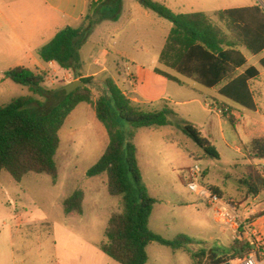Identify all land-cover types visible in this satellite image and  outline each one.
<instances>
[{"label": "rangeland", "instance_id": "374dc122", "mask_svg": "<svg viewBox=\"0 0 264 264\" xmlns=\"http://www.w3.org/2000/svg\"><path fill=\"white\" fill-rule=\"evenodd\" d=\"M165 4L175 13L203 12L226 33L224 25L215 15L217 12L258 4L264 7L262 0H166ZM94 12L95 10L89 14L91 18H94ZM149 12L156 15L150 10ZM102 14L110 18L117 17V20L121 18L118 27L131 38L137 36V26L142 20L136 10L134 24L127 21L122 5L113 4L105 8ZM143 37L148 44V36L143 34ZM236 41L249 65L255 64L261 58V55L251 56L247 49ZM36 59L15 57L9 53L0 57V106L30 96L47 107L58 102L59 95L53 96L50 93L45 97L42 94L63 89L61 85L65 80L53 69L45 72L35 71L43 75L45 80L37 95L31 92L29 87L7 78L6 73L18 66L24 65L36 70ZM143 59L151 72H146V78L138 86L137 96L142 101L138 106L148 112L171 109L174 115L169 116V120L173 124L166 127H135L125 118H121L113 103L110 105L112 118L125 137V150L128 143L136 146L142 185L156 201L150 219V229L167 240H179L184 237L190 241L184 242L183 239V246L178 250L158 243L152 244L147 250V264H210L211 261L231 253L234 231L229 226L217 223L214 209L205 199L196 196L187 188L188 170L199 165L206 171L205 182L210 184L211 188L218 187L224 200H231L237 205L242 220L250 215L252 221L264 218V192L253 196L241 183L246 179L247 167L250 165L237 148L244 154L246 149L240 143L231 123L221 120L219 115L208 110L211 101L201 99L202 104L191 106L176 104L179 98L174 91L181 88L153 71L158 67V45H149V52ZM167 71L177 79L190 81L172 70ZM162 83L170 86V93L163 90L165 86ZM119 84L125 91L123 84ZM159 84L161 86H158ZM154 85L159 89L153 97L166 93V98L154 102L144 101L140 94H148L149 87ZM89 87L95 100L107 92L102 81L91 83ZM126 87L131 89L129 83ZM37 102L30 107L31 111L40 109ZM226 103L238 113L247 114L241 107L229 101ZM87 105L89 104L79 108L75 120L60 132V147L55 157L58 167L56 180L47 174L30 173L18 183L8 172H2L0 264H119L102 252L100 244L105 239L112 215L123 210L122 197H113L108 193L107 174L94 178L87 176L88 170L97 164L109 144L106 128L98 120L95 109ZM188 108L191 112H188ZM188 113L190 119L185 115ZM185 124L194 126L208 140L207 132L212 128V146L218 151L220 158L207 156L204 150L184 133L182 126ZM257 167L264 176V165ZM76 191H82L85 196L83 215L72 213L67 216L64 201ZM249 236L251 241H254V238ZM203 254L206 255L202 259Z\"/></svg>", "mask_w": 264, "mask_h": 264}, {"label": "trees", "instance_id": "16d2710c", "mask_svg": "<svg viewBox=\"0 0 264 264\" xmlns=\"http://www.w3.org/2000/svg\"><path fill=\"white\" fill-rule=\"evenodd\" d=\"M137 1L173 25L159 57L157 74L179 84V79L167 71L172 70L204 88L218 89L221 96L247 112L257 111L251 82L260 76L261 69L264 70V58L260 61V67H248L247 58L236 40L252 56L264 53L262 5L217 12L215 15L224 25L226 33L203 12L177 14L156 0ZM119 5L121 0L117 1ZM93 10L98 12V5H91L79 28L68 26L59 31L49 44L40 49V58L45 63L55 62L62 69L72 72L76 78L80 77V50L93 29L94 18L89 15ZM111 19L117 20V17ZM6 76L19 85L29 87L35 95L40 93V86L45 82L43 75L20 66L10 69ZM80 81L84 87L69 96H65L64 89L47 94L43 92L45 97L50 93L59 95L58 102L51 107L35 101L32 96L0 106V176L6 171L18 183L30 173L47 174L56 180L58 167L55 157L60 147V131L78 105L89 104L106 128L109 144L97 164L88 170L87 176L94 178L107 174L108 193L113 197H122L123 203L122 212L110 218L105 239L100 244L102 252L119 264H147V250L154 243L174 250L182 248L183 239L184 242H190L188 238L167 240L150 229L156 201L142 185L136 146L128 143L125 150L126 140L112 118L110 105L113 103L121 118L135 127L172 125L169 116L174 115V112L169 108L156 112L142 110L111 78L104 81L106 94L95 100L89 87L94 83V78H82ZM35 102L40 109L31 111L30 107ZM230 120L233 121V116ZM182 129L207 156L220 158L210 141L194 126L185 124ZM260 157L264 159V154ZM246 175L241 183L248 188V192L253 196L263 193L264 176L259 168L256 165L248 166ZM212 189L221 196L216 188ZM84 198L82 191L73 193L64 201L65 213L82 215ZM252 251L250 242L235 241L231 246L230 257L211 261L210 264H226L244 258Z\"/></svg>", "mask_w": 264, "mask_h": 264}, {"label": "crops", "instance_id": "0c3cea01", "mask_svg": "<svg viewBox=\"0 0 264 264\" xmlns=\"http://www.w3.org/2000/svg\"><path fill=\"white\" fill-rule=\"evenodd\" d=\"M117 1L118 0H0V57L8 55L9 53L15 57L37 58L35 60V65L37 66L36 70H32L24 65L20 67L39 72L53 69L61 74L65 80L61 88L82 78L90 77L94 78V82L102 81L103 83L107 78H111L129 99L135 104L140 105L142 101L137 96V89L141 81L146 78V72H151L150 69H147V64L143 56L149 52V45H158L160 57L173 25L169 21V23H167V20L161 18L155 12L156 15L150 13V9L142 6L137 0H121L124 14L129 23L134 24L135 22V10L142 20L141 23L139 19L137 20V23H140V25L137 26V36L131 38L128 33H125L118 27L121 18L117 21H113L109 16L102 14L105 8L117 4ZM156 1H161V3L163 2L164 4L166 3V0ZM92 4L98 5V12H96V15L95 12L93 13L94 25L91 35L80 50L81 68L78 71L80 77L76 78L72 72L62 69L55 62L45 63L40 58L39 51L49 44L62 29L68 26L73 28L82 26L83 17L89 13ZM143 34L148 36V44L145 42ZM262 58H264V53L261 54V58L253 65H249L247 59L248 67H260ZM0 62H2V60H0ZM158 68L159 64L153 71L156 73V69ZM163 78L168 80L165 77ZM168 81L177 84L179 88H181L174 91L175 95L179 98L176 104H180L181 106L202 104V99L203 101H211V104L216 103L222 107H229L232 114L219 117L221 120L223 119L231 123L240 143L246 149V154L242 153L240 148H237V151L247 160L248 165H264V159L260 157L264 154L263 69H261L260 76L251 82V91L257 105V111L255 113H250L246 110L247 114L238 113L226 103L229 100L221 96L218 89L207 90V88L200 86L193 80L186 81L184 79H179V84L170 80ZM119 83L123 84L126 88L125 91ZM127 83L130 84L131 89L126 87ZM158 86H161V84ZM158 86L155 87L154 85L149 87V92L146 95L143 93L140 94L144 101L154 102L162 98L164 99L166 98V93H170L172 90L169 85L164 84L165 87L163 90L166 93L160 97H153V94L159 89ZM84 104L86 103L77 106L67 118L62 129L75 120L78 109L83 107ZM87 106L90 107V105ZM187 110L191 112L190 108ZM185 115L190 119V113ZM231 116H233V121L230 120ZM200 133L202 135V132ZM207 133L209 141L212 144L213 129L209 128ZM206 178L207 173L204 171V184L209 186L210 184L205 182ZM214 188H216L223 197L222 191L216 186H214ZM254 229L256 234H260L264 238V218L254 221ZM235 241L241 240L235 239L234 232L231 246ZM242 241H248L251 245H254V242L251 241V237L247 236L245 240ZM230 255L231 253L226 257H230ZM226 264H238V262L235 260L229 261Z\"/></svg>", "mask_w": 264, "mask_h": 264}, {"label": "built area", "instance_id": "2783aa9c", "mask_svg": "<svg viewBox=\"0 0 264 264\" xmlns=\"http://www.w3.org/2000/svg\"><path fill=\"white\" fill-rule=\"evenodd\" d=\"M210 110L217 115L224 117L232 114L227 106H220L216 103L210 105ZM187 188L196 196L207 201V204L214 209L217 218L216 222L229 226L235 232L236 240H245L251 235L254 238V249L252 253L242 259H238V264H264V238L255 233L254 221L251 215L241 219L237 205L231 200H224L210 186L204 184V171L199 165L191 167L187 172ZM263 250V251H262Z\"/></svg>", "mask_w": 264, "mask_h": 264}, {"label": "water", "instance_id": "95a60500", "mask_svg": "<svg viewBox=\"0 0 264 264\" xmlns=\"http://www.w3.org/2000/svg\"><path fill=\"white\" fill-rule=\"evenodd\" d=\"M83 87L84 84L82 83V81L80 80L74 81L63 88L65 91V96H69L71 93Z\"/></svg>", "mask_w": 264, "mask_h": 264}]
</instances>
